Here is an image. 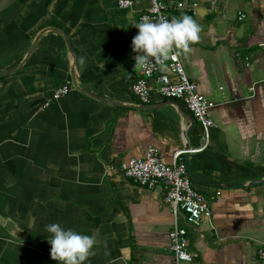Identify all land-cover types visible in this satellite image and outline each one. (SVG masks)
<instances>
[{"label": "crops", "instance_id": "obj_1", "mask_svg": "<svg viewBox=\"0 0 264 264\" xmlns=\"http://www.w3.org/2000/svg\"><path fill=\"white\" fill-rule=\"evenodd\" d=\"M164 1L169 21L188 15L201 26L200 42L179 58L214 101L216 124L205 148L188 151L190 169L243 185L193 180L211 218L189 231L193 259L177 263L162 188L121 174L148 145L170 161L202 142L198 121L157 93L155 77L148 102L131 92L140 75L135 25L150 0H19L0 12V70H11L0 74V264H58L46 231L53 223L95 235L84 264H264V0ZM62 82L69 92L46 104Z\"/></svg>", "mask_w": 264, "mask_h": 264}, {"label": "built area", "instance_id": "obj_2", "mask_svg": "<svg viewBox=\"0 0 264 264\" xmlns=\"http://www.w3.org/2000/svg\"><path fill=\"white\" fill-rule=\"evenodd\" d=\"M133 0H118L120 7H129ZM182 0H176L172 6L181 7ZM244 12L238 11V18H243ZM143 17L150 20L167 19V4L164 0H150L148 8L138 17L140 22ZM264 47V40L259 43ZM166 69L153 67L151 71L139 70L140 75L131 84V92L141 101L150 100L151 86L149 80L156 79L157 93L163 97L179 99L184 102L193 119L198 121L202 130V142L195 148H179L173 152L172 159L166 160L160 154L157 145H148L144 156L131 157L121 163V174L140 186L154 188L160 186L164 200L172 212V224L168 233L169 247L174 254L176 262L191 261L193 253L188 247V234L190 229L203 218H211V208L207 197L196 188L190 177L184 158L185 151H197L205 148L210 140V130L215 126L209 110L214 101L198 89L197 83L185 72L179 56L165 61ZM169 73H172L171 76ZM70 86L66 82L57 84L46 100V104L58 100L67 94ZM264 217V204L262 207ZM259 258L264 260V246L257 249ZM138 264H145L140 262Z\"/></svg>", "mask_w": 264, "mask_h": 264}, {"label": "clouds", "instance_id": "obj_3", "mask_svg": "<svg viewBox=\"0 0 264 264\" xmlns=\"http://www.w3.org/2000/svg\"><path fill=\"white\" fill-rule=\"evenodd\" d=\"M135 27L139 31L132 40V50L139 54L134 58V70L151 71L153 67H159L163 71L166 69L165 61L181 54L187 57L192 51L191 45L201 40V26L188 15L159 22L143 17ZM80 64H85L84 57L80 58ZM46 231L51 234L48 238L51 259L58 264H84L95 255V235L65 230L56 223L47 225Z\"/></svg>", "mask_w": 264, "mask_h": 264}, {"label": "water", "instance_id": "obj_4", "mask_svg": "<svg viewBox=\"0 0 264 264\" xmlns=\"http://www.w3.org/2000/svg\"><path fill=\"white\" fill-rule=\"evenodd\" d=\"M19 0H0V12L5 10L7 7H9L10 5L14 4L15 2H17ZM198 12H200V10L198 9ZM35 39V38H34ZM36 43V40H33L31 46L28 49V52H31V50L34 48ZM11 70H0V74L2 73H6L9 72ZM147 106H150L151 104H146ZM185 148H188V145L185 146ZM185 155V162H186V167L188 170V173L190 175V177L195 180V181H199V182H203V183H207V184H212V185H224V186H237V185H243V183H231V182H225V183H221V182H217V181H211V180H206V179H200L198 178L195 174H193V172L190 169L188 160H187V155H188V151L184 152ZM263 182L262 179H256V180H252L250 181V184H255V183H261Z\"/></svg>", "mask_w": 264, "mask_h": 264}]
</instances>
